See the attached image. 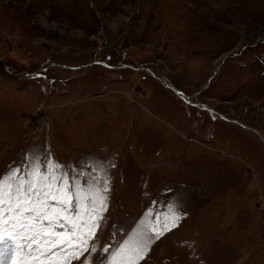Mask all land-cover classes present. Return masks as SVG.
<instances>
[{"label":"rangeland","instance_id":"374dc122","mask_svg":"<svg viewBox=\"0 0 264 264\" xmlns=\"http://www.w3.org/2000/svg\"><path fill=\"white\" fill-rule=\"evenodd\" d=\"M34 157L108 178L72 264L173 210L139 264H264V0H0V178Z\"/></svg>","mask_w":264,"mask_h":264},{"label":"snow or ice","instance_id":"6c2138e0","mask_svg":"<svg viewBox=\"0 0 264 264\" xmlns=\"http://www.w3.org/2000/svg\"><path fill=\"white\" fill-rule=\"evenodd\" d=\"M33 160L26 173L18 167L0 178V264H72L96 251L91 242L107 210L108 178L90 177L82 186V173L70 176L59 164ZM180 218L173 210L161 224L158 215L147 232H135L112 251L104 248L106 264H139L153 242L149 233L159 239Z\"/></svg>","mask_w":264,"mask_h":264},{"label":"water","instance_id":"95a60500","mask_svg":"<svg viewBox=\"0 0 264 264\" xmlns=\"http://www.w3.org/2000/svg\"><path fill=\"white\" fill-rule=\"evenodd\" d=\"M247 129H250V130H252L251 128H249V127H247ZM261 137V136H260Z\"/></svg>","mask_w":264,"mask_h":264}]
</instances>
